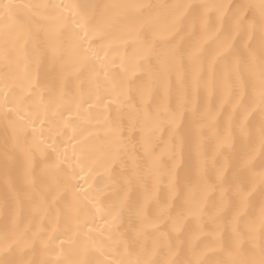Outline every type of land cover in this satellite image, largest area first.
I'll return each mask as SVG.
<instances>
[{"label":"bare ground","instance_id":"bare-ground-1","mask_svg":"<svg viewBox=\"0 0 264 264\" xmlns=\"http://www.w3.org/2000/svg\"><path fill=\"white\" fill-rule=\"evenodd\" d=\"M235 0H0V5H32L38 8L16 7L9 15L0 8V49L6 35L10 39L31 30L39 44L46 36L59 33V40L69 46L74 25L65 26L57 16L73 13L91 23L110 30L113 36L105 41V51L99 58L89 54L87 65L79 59H70L66 67L49 70L47 64L30 65L32 86L36 90V102L51 105L53 110H63L73 99L77 103L89 99L80 112L64 113V119L76 121L66 126L58 121L49 131L44 127L47 143L55 142L63 171L49 169L47 165L56 159V153L48 149L49 159L39 152H30L33 138L21 137L14 147L11 130H8V149L5 156V130L0 124V244L5 229L26 232L27 244L21 245L11 259L19 264H112L120 259L124 249L122 241L138 236L137 252L145 260L173 257L166 251L156 250L160 239L157 227L162 210L171 206L176 215L177 201L168 188V181L152 169L153 151L162 156L169 138L167 115L176 105L173 75L171 85L162 72L166 53L176 44L187 45L193 39L207 40L203 33L204 21L198 20L191 29L192 8L184 9L189 21L174 27L176 18L171 5L230 4ZM258 2V0H249ZM64 5L75 6L71 9ZM118 5L153 6L149 9L114 7ZM47 6V7H44ZM61 6V7H55ZM214 22L215 16L206 17ZM123 37L124 39H121ZM94 49L99 48L95 37L90 40ZM151 46L154 54L143 57L140 49ZM31 46V45H29ZM107 53V55L105 54ZM112 61H116L113 63ZM18 71L16 63L0 55V92L8 91ZM103 97V103L98 100ZM225 101L221 107V99ZM227 90L218 91L208 101L215 111L211 116L202 113L197 126L201 144L200 155H193L186 162L193 174L206 173L208 185L195 190V199L180 210L179 222L173 226L167 221L165 231L178 235L182 246L181 258L192 264H223L233 259L221 250L220 241L232 234L233 228L241 233L237 247L246 253L253 246L264 242L260 233L258 208L261 200L259 173L264 170V153L260 149V116L234 111L226 103ZM244 103H247L245 98ZM81 113H87L82 115ZM145 113L158 116L156 124L144 119ZM107 122L131 136L122 158L135 161L140 179L127 184L121 173L126 172L119 163L106 169L102 161L111 146L109 140L98 135L100 124ZM39 126V125H37ZM246 133H241V127ZM132 129L130 132L129 129ZM31 131V129H29ZM227 143L229 148H223ZM251 152V171L240 172L239 179L245 188L253 189L252 207L242 208L231 192L221 199L216 183L215 170L228 168L229 183L237 169L238 161ZM95 161V162H93ZM66 172L75 175L69 184ZM255 173V175H253ZM79 185V187H76ZM75 193V196H74ZM87 193V195H84ZM5 204L9 212L5 211ZM115 209L116 222L110 226L108 212ZM14 210V211H11ZM239 213L238 223L234 217ZM166 218V213H165ZM155 224V226H154ZM249 225L252 231L249 233ZM89 229H92L89 232ZM175 243V241H173ZM103 251L104 255H101ZM2 255V253H0Z\"/></svg>","mask_w":264,"mask_h":264},{"label":"snow or ice","instance_id":"snow-or-ice-1","mask_svg":"<svg viewBox=\"0 0 264 264\" xmlns=\"http://www.w3.org/2000/svg\"><path fill=\"white\" fill-rule=\"evenodd\" d=\"M16 7L38 8L41 6L23 5L16 6L11 3L0 5L9 15ZM47 7V6H44ZM61 7V6H55ZM65 8H73L72 5H64ZM114 7L142 8L149 9L153 6L145 5H118ZM173 10L176 18L174 27L182 26L189 21V16L184 9L192 8L194 14L190 21L189 35H194L191 30L198 20L204 21L203 33L207 40L193 39L187 45L176 44L164 53V60L161 65L162 72L170 82L175 75V83L172 85L175 90L176 105L167 115L169 138L162 141L165 150L162 156H157L153 151L152 169L155 173L163 175L168 181V188L174 194L177 211L173 216L171 206L162 210L160 220L161 226L157 227L160 239L156 242V250L166 251L171 259L163 262L160 260H145L140 252H137L138 236L122 241L123 253L120 259L112 264H192V261L181 258L182 246L179 236H173L171 232L165 231L167 221L171 220L175 226L181 216L180 210L185 204L195 199L197 187L208 185L206 173L193 174L191 168L186 166L193 155H200L201 144L199 141V131L197 126L201 123L202 113L211 116L214 109L208 107L209 99L218 91L227 90L228 98L226 103L233 107L234 111L242 112L245 119L249 113H258L260 116V149L264 153V0L249 2V0H235L230 4H199V5H171L163 6ZM215 16L214 22H208L205 18ZM65 26L74 25L79 31H73V39L69 46L65 47L59 40V33L46 36L43 44H39L33 36L31 30L27 37L24 34L16 36L10 41L8 36L4 40L0 55L5 59L11 58L17 65L18 71L16 79L11 85L5 84L8 91L0 92V124L5 130V156L8 149V130H11L13 146L15 147L21 137L33 138L28 146L30 152H39L45 160L49 159L48 149L56 153V159L51 160L47 165L49 169L63 171L60 165L64 161L60 158L55 142L47 143L44 127L49 131L53 127L59 131L58 121L63 120L66 126L75 124L76 121L64 119L65 111L71 115L73 109L80 112L83 104H90L89 99L77 103L75 99L60 111L53 110L51 105H43L36 102V90L32 86V70L30 65L35 63L38 66L47 64L49 70H55L57 66L61 69L66 67L70 59H79L87 65L89 54L99 58L100 53L105 51V41L112 38L113 33L105 28H101L90 21L79 17L76 14L67 17L62 14L57 16ZM95 37L99 41V48L94 49L90 40ZM121 39H124L121 37ZM31 45V46H29ZM143 57L154 54L151 46H144L140 49ZM107 55V53H105ZM116 63V61H112ZM247 98V103H244ZM103 97L98 103H103ZM225 101L221 99V107ZM86 115L87 113H81ZM144 119L156 124L159 130L158 116L145 113ZM39 125V126H37ZM31 129V131H29ZM131 132L132 129L130 128ZM241 133L245 134V127H241ZM110 141L111 146L104 160L103 166L110 169L114 163H119L126 172L121 173V178L131 184L140 179L137 175L135 161H127L122 158V153H126L127 145L131 142V136H125L122 129L113 127L107 122L100 124L98 135ZM223 148H229L227 143ZM252 153L248 152L246 158L238 161L237 169L233 173L232 182L229 183L227 176L228 168L221 167L215 170L216 183L213 187L221 190V199L224 200L231 192L239 200L242 208L252 207L250 196L253 189L245 188L239 179L240 172L251 171ZM95 162V161H93ZM75 175L74 172H66L65 179L71 184ZM255 175V173H253ZM260 183L264 189V170L259 173ZM79 187V185H76ZM84 195H87L85 193ZM75 196V193H74ZM5 211L9 212L8 205L5 204ZM14 211V210H11ZM115 209L108 212L110 226L116 222L117 215ZM166 213V218H165ZM260 233L264 237V190L261 191V200L258 208ZM239 213L234 217V223H238ZM155 226V224H154ZM92 229H89L91 232ZM252 226L249 225V233ZM241 233L237 228H233L232 234L220 241L221 250L234 258L223 262V264H264V242L258 246H253L246 253H241L237 247ZM175 241V243H173ZM29 238L26 232L13 228L9 233L5 229L2 244H0V264H19L11 259L13 253L21 245L27 244ZM101 255H104L101 251Z\"/></svg>","mask_w":264,"mask_h":264}]
</instances>
